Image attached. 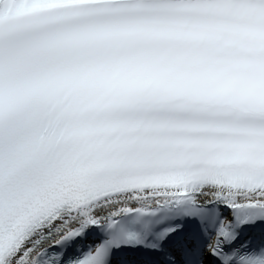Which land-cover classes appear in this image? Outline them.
Wrapping results in <instances>:
<instances>
[{"label": "snow or ice", "instance_id": "1", "mask_svg": "<svg viewBox=\"0 0 264 264\" xmlns=\"http://www.w3.org/2000/svg\"><path fill=\"white\" fill-rule=\"evenodd\" d=\"M231 30L264 0H0V264H264V39Z\"/></svg>", "mask_w": 264, "mask_h": 264}]
</instances>
